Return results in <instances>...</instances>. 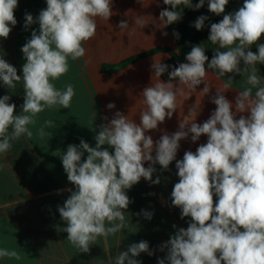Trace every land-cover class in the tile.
<instances>
[{
    "label": "clouds",
    "instance_id": "obj_1",
    "mask_svg": "<svg viewBox=\"0 0 264 264\" xmlns=\"http://www.w3.org/2000/svg\"><path fill=\"white\" fill-rule=\"evenodd\" d=\"M163 3L169 7L159 13L161 29L182 19V12L176 11L178 6L196 10L204 6L205 0L195 5L192 0ZM228 3L229 0H208V10L221 15ZM46 5L35 19L25 13L24 29L33 24L39 28L31 32L21 48L26 61L22 76L0 57V81L4 87L13 89L22 80L24 91L19 114L16 105L9 102V95L0 98V153H6L12 141L33 136L29 125L36 124L39 113L70 107L75 95L73 85L58 89L53 81L69 71V58L76 60L86 55L83 45L95 37L97 18L108 21L114 14L112 0H46ZM17 7L18 0H0V38L7 39L17 24ZM207 19L201 15L193 26L201 30ZM149 22L154 21L145 16L134 19L139 28ZM118 26L121 30L129 28L125 21ZM174 36L179 38L178 33ZM262 38L264 0H244L237 11L210 25L208 41L218 45L210 62L205 48L193 46L186 55L187 63L173 67L165 81L161 77L170 66L154 58L151 84L141 93L145 108L139 113V123L117 111L96 130L94 147L81 139L79 145L69 144L59 155L74 190L67 189L70 195L58 211L66 223L67 241L80 253H88L98 238L114 236L125 229L124 212L132 202L127 190L142 178L160 184L159 176L153 180L155 165L166 171L176 161L179 181L174 184L171 202L181 210V219L190 217V221L186 229L178 228L160 245V251L167 250V254L158 259V264H264V86L256 68L257 64L264 65V43H258ZM253 45L257 52L251 50ZM208 69L217 78L247 74L249 87L238 91L233 104L224 95L232 89L233 78L229 76L222 88H216L211 99L216 108L205 122H196L201 112V101L196 99L179 120L176 132H164L156 141L146 135L157 130L166 118L171 119L193 93L204 97L210 92ZM201 84L204 87L197 92ZM114 107L113 103L107 105L108 109ZM52 127L54 122L45 120L37 134L51 136L46 129ZM189 135L193 143L202 135L207 136V142L177 160L180 141ZM85 153L86 159H82ZM145 162H149L148 167ZM142 214L149 220L153 215L145 210ZM141 253L154 254L147 241L132 243L126 251H119L114 264H141L137 259ZM4 257L20 258L17 251L2 248L0 258Z\"/></svg>",
    "mask_w": 264,
    "mask_h": 264
},
{
    "label": "crops",
    "instance_id": "obj_2",
    "mask_svg": "<svg viewBox=\"0 0 264 264\" xmlns=\"http://www.w3.org/2000/svg\"><path fill=\"white\" fill-rule=\"evenodd\" d=\"M198 2L192 0L193 5ZM243 3L244 0H229L225 12L216 15L208 10L205 0L204 6L199 9H185L182 22L201 15L220 21L223 15L237 11ZM46 7V0H18L14 13L17 24L7 39L0 38V57L16 67L18 75L22 76V66L26 62L21 48L30 39L31 32L39 28L38 24H33L24 29L25 13L32 14L35 19ZM167 7L163 0H112L114 14L108 21L97 18L95 37L83 45L86 55L76 60L69 58V71L53 81L58 89H63L66 84L73 85L75 95L70 107H55L39 113L35 117L36 124L29 125L33 136H22L12 141L11 148L6 153H0V249L15 250L20 257L0 258V264H114L119 251H126L132 243L142 240L149 243V249L154 254L141 253L137 259L141 264H158V259L167 254V250L160 251V245L168 241L178 228L188 227L190 217L181 219V210L171 202L174 184L179 181L176 161L166 171H162L159 164L155 165L153 180L159 176L160 184H152L142 178L127 190L132 202L124 212L126 228L114 236L98 238L96 244L90 245L88 253H80L67 241V233L64 232L66 223L58 211V206H63L70 195L67 189L74 190V185L67 180L59 155L66 151L69 144L79 145L81 139L94 147L96 130L101 124L108 123L117 111L139 123V113L145 108L141 93L151 84L154 58L170 66L161 77L166 81L172 68L187 63V53L198 45L196 32L179 21L163 29L158 27L159 13ZM176 11L180 12V6ZM137 16H145L154 22L139 28L134 23ZM121 21L127 22L129 28L121 30L118 26ZM174 33H178L179 38ZM213 55L209 57V62ZM132 58H136L134 62L115 68ZM257 73L262 77L264 86V75L258 70ZM229 76L233 78L232 89L224 95L234 104L238 91L249 87L247 74H226L217 78L216 73L208 69L210 92L204 97L193 93L171 119L166 118L157 130H150L146 135L156 141L164 132H176L179 120L183 114L187 115L196 99L201 101V112L196 122H205L216 108L211 103L216 88H222ZM203 87L204 84L197 86L196 91L200 92ZM4 95L11 97L9 102L16 105V114H19L24 102L23 81L16 82L13 89H7L0 81V98ZM109 103L115 107L108 109ZM45 120L54 122V127L46 129L52 135L40 137L37 130ZM206 142L207 136L202 135L193 143L189 135L180 141L176 159L182 160L186 151L195 152L200 144ZM86 156L85 153L82 159ZM144 166L148 167L149 162H145ZM142 210L151 212L152 218H145Z\"/></svg>",
    "mask_w": 264,
    "mask_h": 264
},
{
    "label": "trees",
    "instance_id": "obj_3",
    "mask_svg": "<svg viewBox=\"0 0 264 264\" xmlns=\"http://www.w3.org/2000/svg\"><path fill=\"white\" fill-rule=\"evenodd\" d=\"M206 1L208 2V0H206ZM185 9H187V8H184L183 5H180V12H182V18H183V12H184ZM196 20L197 19H190L187 22H182V19H181L179 22L181 24H183V25H187V26L191 27L196 32L197 44L201 45L203 48H205V51L207 52V56L210 57L214 53V49L218 48V45H213L210 41H208V37L210 35V25L212 23H218L219 20H211V19L208 18L204 22V27L201 30H197L193 26L194 22ZM258 43H264V38H262L261 41H259ZM252 51L253 52H257V48H256L255 45H253ZM172 54L175 57V54L174 53H172ZM135 59L136 58H132V59L128 60L127 62H125V63H123V64H121L119 66H116L115 68L122 67V66H125L127 64H130V63L134 62ZM256 68H257V70L260 73H262L264 75V65L257 64Z\"/></svg>",
    "mask_w": 264,
    "mask_h": 264
}]
</instances>
